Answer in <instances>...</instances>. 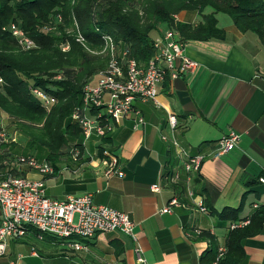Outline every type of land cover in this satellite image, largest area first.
Wrapping results in <instances>:
<instances>
[{
	"label": "crops",
	"instance_id": "obj_1",
	"mask_svg": "<svg viewBox=\"0 0 264 264\" xmlns=\"http://www.w3.org/2000/svg\"><path fill=\"white\" fill-rule=\"evenodd\" d=\"M216 17L224 39L184 40L185 53L197 62L196 69L176 79L167 77L156 100L135 101L145 125L135 128L134 115L123 118L106 139L87 142L84 158L89 162L63 167L72 177L63 178L70 189L60 199L91 193L96 204L130 217L135 238L118 231L101 233L80 239L84 248L77 250L30 229L9 241L0 264H207L213 256L207 254L211 241L200 232L213 236L219 248L225 246L232 222L202 211L198 202L202 200L205 207V195L199 192L203 190L220 212L238 207L250 190L240 214L243 220L264 204V46L256 34L241 32L230 17L222 13ZM175 19L196 24L200 16L181 11ZM167 28L161 24L159 30ZM172 114L175 129L168 123ZM232 130L240 134L237 147L215 156L219 139ZM100 146L104 155L118 158L123 176L104 175ZM195 155L204 156L200 170L188 172L185 161ZM27 176L41 177L32 172ZM257 178L255 185H245ZM174 197L180 204L163 212ZM242 245L244 264H264V229ZM137 248L145 263L138 262Z\"/></svg>",
	"mask_w": 264,
	"mask_h": 264
},
{
	"label": "trees",
	"instance_id": "obj_2",
	"mask_svg": "<svg viewBox=\"0 0 264 264\" xmlns=\"http://www.w3.org/2000/svg\"><path fill=\"white\" fill-rule=\"evenodd\" d=\"M181 11L198 13L199 22H177L175 17ZM219 13L229 16L241 32L256 34L264 46V0H0V115L10 119L16 130L10 134L0 128L7 136H16V142L11 143L0 138V173H26L11 164L14 155L20 154L18 134L29 151L34 150L23 155L46 160L54 167V173L45 177L55 176L63 165L90 161L84 158L82 128L72 115L82 104L84 85L107 66L103 34L111 35L117 46L144 66L154 55L152 34L159 33L161 24L178 33L182 41L222 40L225 32L218 26ZM12 24L21 28L35 47L24 49L10 30ZM34 88L54 102L45 106ZM89 114H94V109ZM98 157L105 158L101 146ZM258 180H248L245 185L253 186ZM249 192L243 194L238 207H225L220 212L203 190L199 193L205 195L203 204L209 213L236 223L243 220L240 214ZM263 229L261 204L249 216L248 224L230 228L226 251L216 264H244L243 240ZM200 233L211 241L207 254L212 252L213 256L207 264H214L218 255L214 237Z\"/></svg>",
	"mask_w": 264,
	"mask_h": 264
},
{
	"label": "built area",
	"instance_id": "obj_3",
	"mask_svg": "<svg viewBox=\"0 0 264 264\" xmlns=\"http://www.w3.org/2000/svg\"><path fill=\"white\" fill-rule=\"evenodd\" d=\"M10 30L24 49L35 47L34 41L17 25L12 24ZM78 40L83 42L81 36ZM102 40L105 44L104 51L109 55L107 66L84 85L82 104L72 115L82 128L84 147L92 138L107 136L116 123L131 115L135 116V128L145 125L141 111L135 108V101L156 100L158 88L167 77L176 79L192 73L197 67V62L185 53V42L169 28L160 29L152 37L154 55L144 66L139 65L125 49L117 46L111 35L103 34ZM33 92L45 106L54 102L52 97L40 89L34 88ZM92 109L94 114L90 115ZM168 123L172 129L176 128L175 115L168 117ZM0 138L2 142H16L15 135L7 136L3 130H0ZM239 140L240 134L234 130L224 134L218 141L215 156L233 150ZM77 154L78 151L74 155ZM203 159V155L189 157L185 161V169L188 172L199 171ZM118 161L113 154H106L102 159L107 178L116 174L124 175ZM11 164L14 169L26 170V173H0V257L6 253L11 239L25 236L30 229H35L40 237L50 235L62 239L70 248L77 250L84 248L80 239L93 238L101 233L118 231L135 238V223L130 217L118 209L96 204L91 193L71 195L62 200L49 198L45 191L44 177L52 175L54 167L48 161L39 160L32 155L17 154ZM30 172L43 178H31L27 176ZM176 178L177 174L173 179ZM261 181L264 182V179ZM179 204L174 197L162 211L170 212L173 205ZM198 205L202 211L205 210L202 200ZM248 223L249 217L232 223L230 227L233 229ZM225 251V246L218 248L214 264ZM136 253L138 262L145 263L140 248L136 249Z\"/></svg>",
	"mask_w": 264,
	"mask_h": 264
},
{
	"label": "rangeland",
	"instance_id": "obj_4",
	"mask_svg": "<svg viewBox=\"0 0 264 264\" xmlns=\"http://www.w3.org/2000/svg\"><path fill=\"white\" fill-rule=\"evenodd\" d=\"M226 17H229V16L226 15ZM152 36L154 37L155 33H153ZM0 128L6 129V131L10 134L16 131L14 129V125L12 121L3 115H0ZM17 141L20 142L18 145L19 149L17 153H20V154L21 153L24 154V152L28 153L29 148L26 144V141L22 138L20 139L19 134L17 136ZM33 151L32 152L29 151V154H32ZM63 167H66V165H63L61 167V171L58 174H56L55 176L47 177V180L45 181L46 182L45 183L46 195L51 198L62 200L60 198H64L65 197L64 194L69 193L68 189H70L69 187L70 183L68 181H63V178L65 177L66 179H70L72 177V173L70 169L63 170Z\"/></svg>",
	"mask_w": 264,
	"mask_h": 264
},
{
	"label": "bare ground",
	"instance_id": "obj_5",
	"mask_svg": "<svg viewBox=\"0 0 264 264\" xmlns=\"http://www.w3.org/2000/svg\"><path fill=\"white\" fill-rule=\"evenodd\" d=\"M156 34V33H155Z\"/></svg>",
	"mask_w": 264,
	"mask_h": 264
}]
</instances>
